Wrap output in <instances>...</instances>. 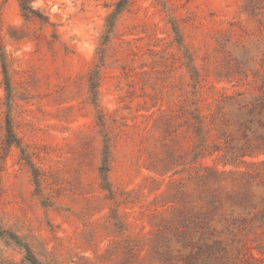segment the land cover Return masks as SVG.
Wrapping results in <instances>:
<instances>
[{
	"label": "rangeland",
	"instance_id": "rangeland-1",
	"mask_svg": "<svg viewBox=\"0 0 264 264\" xmlns=\"http://www.w3.org/2000/svg\"><path fill=\"white\" fill-rule=\"evenodd\" d=\"M124 1L0 0V264H237L184 225L264 204V0Z\"/></svg>",
	"mask_w": 264,
	"mask_h": 264
},
{
	"label": "trees",
	"instance_id": "trees-1",
	"mask_svg": "<svg viewBox=\"0 0 264 264\" xmlns=\"http://www.w3.org/2000/svg\"><path fill=\"white\" fill-rule=\"evenodd\" d=\"M129 0H125L122 4L119 5L117 12L118 14L122 9L125 3H128ZM23 10L26 12L27 16H30L31 13H35V10L32 6H23ZM111 31V30H109ZM95 89V96H97L96 88L97 85L93 84L92 86ZM96 98V97H95ZM264 107V100H254L251 101V108L249 113L252 118L261 114L262 109ZM252 121V119L250 120ZM7 141L9 144H12L16 141V135L14 134L12 124L8 128V137ZM19 144L18 141H16ZM110 145L108 146V148ZM108 158H105L104 165L101 166V170L103 173L109 171V167L107 165ZM104 179H106V175L103 174ZM248 183V182H247ZM245 184L251 189L253 184ZM264 202V199H262ZM223 204V202H220ZM262 205V209H259V206ZM246 209L244 215H239L234 217V215L226 214L222 219H220V225L213 224L212 219H207L205 214L200 216L196 215L195 217L189 216L188 224H185L184 227H194L196 230V235L199 238V244L196 249V245L194 248L196 249V253L198 250L201 252H205L209 255V257H216L220 260L223 259L225 254H227L228 245L232 242H237L239 244V251L236 255V263L237 264H255V261L258 260L253 254L250 253V247L246 240H244L243 236L248 234H255L257 237H262L264 235V204L256 203L253 206L249 207L247 210V206L244 207ZM26 247L27 259H29L34 264H42L30 249ZM252 258L254 260H252ZM222 264H226L222 262Z\"/></svg>",
	"mask_w": 264,
	"mask_h": 264
}]
</instances>
